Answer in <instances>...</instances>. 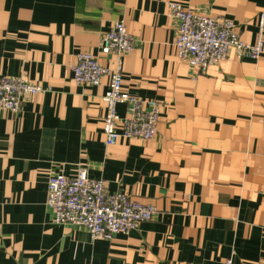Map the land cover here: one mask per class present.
Segmentation results:
<instances>
[{
  "label": "crops",
  "instance_id": "0c3cea01",
  "mask_svg": "<svg viewBox=\"0 0 264 264\" xmlns=\"http://www.w3.org/2000/svg\"><path fill=\"white\" fill-rule=\"evenodd\" d=\"M172 1L257 39L264 0H0V76L44 89L17 112L0 108V264H264V50L231 48L201 73L177 56ZM117 21L135 41L123 89L158 100L160 113L153 139L109 145L108 77L78 84L73 66L80 51L114 65L99 43ZM81 167L156 214L111 238L53 222L48 177Z\"/></svg>",
  "mask_w": 264,
  "mask_h": 264
},
{
  "label": "built area",
  "instance_id": "2783aa9c",
  "mask_svg": "<svg viewBox=\"0 0 264 264\" xmlns=\"http://www.w3.org/2000/svg\"><path fill=\"white\" fill-rule=\"evenodd\" d=\"M168 9L177 22L174 44L178 58L201 73L226 60L231 48L239 57L256 59L263 53L264 14L259 18L257 39L249 43L242 39L240 30L230 18H216L175 1L169 2ZM134 47L135 41L124 22L117 21L99 43L103 55L114 56L113 66L101 63L91 51H80L75 56L73 78L76 83L98 85L108 77L107 89L102 95V131L109 145L121 138L150 140L157 134L160 102L138 98L123 89V55ZM43 90L41 85L23 77L0 76V108L17 112L26 95ZM119 104L127 106L124 116L117 112ZM46 206L52 212L53 222L84 226L92 239L127 234L157 212L154 204L133 199L122 191L109 193L105 181L90 177L85 167L79 168L73 176L62 172L51 174L47 180ZM225 264L235 263L229 258ZM240 264L261 263L246 261Z\"/></svg>",
  "mask_w": 264,
  "mask_h": 264
},
{
  "label": "rangeland",
  "instance_id": "374dc122",
  "mask_svg": "<svg viewBox=\"0 0 264 264\" xmlns=\"http://www.w3.org/2000/svg\"><path fill=\"white\" fill-rule=\"evenodd\" d=\"M241 37H242V35H241ZM243 39V38H242Z\"/></svg>",
  "mask_w": 264,
  "mask_h": 264
}]
</instances>
